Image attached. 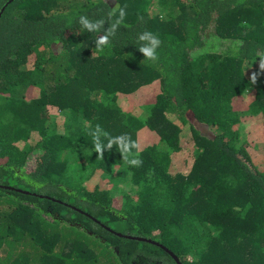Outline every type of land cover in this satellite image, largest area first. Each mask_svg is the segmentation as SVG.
<instances>
[{
	"label": "trees",
	"instance_id": "16d2710c",
	"mask_svg": "<svg viewBox=\"0 0 264 264\" xmlns=\"http://www.w3.org/2000/svg\"><path fill=\"white\" fill-rule=\"evenodd\" d=\"M125 6L97 52L104 33L79 17L107 30ZM144 31L162 41L154 62L138 50ZM261 61L264 0H13L0 16V264H96L82 235L110 264H176L167 251L264 264V165L240 132L243 116L264 125ZM151 85L150 105L128 98ZM96 125L137 145L147 132L142 165L116 146L98 158Z\"/></svg>",
	"mask_w": 264,
	"mask_h": 264
},
{
	"label": "clouds",
	"instance_id": "9594fccd",
	"mask_svg": "<svg viewBox=\"0 0 264 264\" xmlns=\"http://www.w3.org/2000/svg\"><path fill=\"white\" fill-rule=\"evenodd\" d=\"M8 1L6 3H8ZM108 15L116 18L108 23L109 27L107 30L104 29L106 23L104 19L91 20L85 15L79 17V24L88 32L104 33L95 41L97 52H103V50L110 45L111 39L116 35L117 30L127 16L126 6L118 9L114 8ZM138 41L141 45L138 50L143 54L144 59L153 62L156 61L158 59L157 50L162 44L158 35L150 31H144L138 35ZM261 67L264 68V61H261ZM90 134L93 137L94 152L98 154V158H103V154L106 150L111 151L112 148L116 146L119 149V153L122 155L123 160L130 167H140L142 165L143 161L139 158L138 151L133 152V149H138V145L128 134L113 137L108 132L104 131L100 125H96L95 129L92 130Z\"/></svg>",
	"mask_w": 264,
	"mask_h": 264
},
{
	"label": "rangeland",
	"instance_id": "374dc122",
	"mask_svg": "<svg viewBox=\"0 0 264 264\" xmlns=\"http://www.w3.org/2000/svg\"><path fill=\"white\" fill-rule=\"evenodd\" d=\"M157 88L156 85H151L147 88H144L142 90H140L139 92H137L135 95H132L131 97H128L129 99L133 100L134 102H137L138 99V95H140L142 92L144 93H150L149 96L145 97L142 101H143V105H150V100L152 97H154V95L156 94ZM152 93V95H151ZM243 97L242 98H238V100L234 103V108L242 111L245 108H247L246 106V102L247 100H245ZM137 104V103H136ZM135 105V104H134ZM138 109V108H137ZM137 112H141V110H137ZM52 114V113H51ZM55 115V114H53ZM241 129V135L243 137V140L246 141V150L249 153L250 158L252 159V162L255 165H264V125L257 120V118L255 117H249V116H243L241 118V124H240ZM58 128H61V125L58 124ZM148 133L147 132H143L141 131L138 134V139H139V144H138V149H142L145 145H150L151 141L153 140H149V142H144L145 137H147ZM154 138V137H153ZM156 140V139H155ZM95 182H90V183H86L85 185L87 186L86 188L88 190H92L93 187L95 186ZM99 184V183H97ZM12 188H16L17 190H21L22 186H20L19 184H15V183H11ZM100 185H105L103 182H100ZM101 188H110L112 189V186H107V187H101ZM26 191V190H25ZM114 204L118 205L120 204V197L119 195L115 196V200H114ZM82 242H83V248L86 250H89V252L91 253V257H94L96 264H110V262H108V259H103V257L107 254L108 252V256H112L111 254V250L108 249V247L102 243H100L98 240L90 238V237H86L84 235H82ZM107 251V252H106ZM89 257V258H91ZM189 260V259H188Z\"/></svg>",
	"mask_w": 264,
	"mask_h": 264
},
{
	"label": "water",
	"instance_id": "95a60500",
	"mask_svg": "<svg viewBox=\"0 0 264 264\" xmlns=\"http://www.w3.org/2000/svg\"><path fill=\"white\" fill-rule=\"evenodd\" d=\"M11 1H12V0L8 1V3H6V4L2 7V9H1V11H0V16H1L2 12L4 11V9L6 8V6H7ZM17 192H20L21 194H30V193H28V192H26V191H22V190H17ZM34 196H35V194H34ZM119 236H120V235H119ZM138 240H143V241H146V242H148V243H153V244H155L154 242H152V241H150V240H144V239H138ZM156 245H157V244H156ZM164 250H166V249H164ZM166 251H167V250H166ZM167 252H168V254L172 257V259L175 261L176 264H181L175 255H173V254H172L171 252H169V251H167Z\"/></svg>",
	"mask_w": 264,
	"mask_h": 264
}]
</instances>
